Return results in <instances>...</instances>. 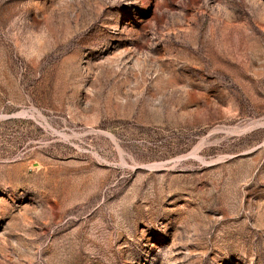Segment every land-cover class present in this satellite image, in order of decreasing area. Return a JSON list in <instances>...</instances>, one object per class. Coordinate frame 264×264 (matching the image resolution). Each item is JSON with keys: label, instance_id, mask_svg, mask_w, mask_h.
Returning <instances> with one entry per match:
<instances>
[{"label": "rangeland", "instance_id": "1", "mask_svg": "<svg viewBox=\"0 0 264 264\" xmlns=\"http://www.w3.org/2000/svg\"><path fill=\"white\" fill-rule=\"evenodd\" d=\"M0 264H264V0H0Z\"/></svg>", "mask_w": 264, "mask_h": 264}]
</instances>
